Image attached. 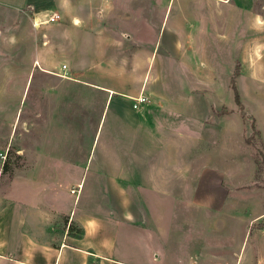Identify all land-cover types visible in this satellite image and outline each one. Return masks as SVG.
Returning a JSON list of instances; mask_svg holds the SVG:
<instances>
[{"label": "rangeland", "instance_id": "rangeland-1", "mask_svg": "<svg viewBox=\"0 0 264 264\" xmlns=\"http://www.w3.org/2000/svg\"><path fill=\"white\" fill-rule=\"evenodd\" d=\"M128 1L131 7L142 4L149 8L150 28L161 29L164 24L166 30L163 26L160 32H150L143 44L135 37L126 40L127 47L154 49L153 38L158 37L159 53L176 57L161 62L158 53L147 88L140 89L149 96L150 105L137 109L131 107V99L137 95L139 73L146 65L123 63L117 57L120 45L111 47L110 52L119 60L103 67L110 70L107 76L113 87L135 94L120 92L106 101V95L89 83H71L68 96H62L67 85L59 76L65 77L66 72L51 64L65 65L67 72L90 73L93 64L81 62L79 48L69 52V59L64 54L66 48L61 53L62 33L68 22L61 10L97 11V6L89 5L91 0H0V208L6 205L8 218L12 208L8 202L32 199L33 123L41 124L40 134L45 129L42 122H49L41 136L37 135L36 144L41 171L47 172L38 184L47 188L40 192L42 197L64 203L75 198L74 208L84 204L92 211L95 205L106 204L104 213L108 214V202L134 199L143 206L138 209L144 211L142 219L145 216L149 221L151 235L159 231L157 228L183 233L185 237L168 239L175 246L182 241L183 247L196 241L197 247L203 248L207 241L213 264H236L240 259V264H264V0ZM54 11L61 15L59 21L33 27L35 19ZM130 33L135 34L133 30ZM173 42L183 46L178 57L169 45ZM40 47L47 52L41 66L64 75L47 73L34 65ZM124 69L132 71L124 74ZM81 74L79 78L84 77ZM232 85L237 89V100ZM164 89L169 92L168 104L183 108L179 119L184 166L175 169L180 186L175 185L174 191H112L108 176L115 166L126 173L125 162L135 156L147 154L144 161L148 162L158 152L178 155L177 144L164 141L166 137L174 140L176 129L159 127L145 111L158 102L151 90ZM158 115L160 122H178L176 116ZM183 122H196L192 127L196 130L188 136ZM206 151L210 155L203 158ZM46 154L48 160L42 158ZM67 163L84 172L80 185L79 178L71 180ZM202 163L206 164L204 171L200 170ZM117 178L125 184L132 176L122 173ZM173 197L179 204L168 206ZM187 201L198 205L188 206ZM163 203L168 207L162 208ZM125 209L117 205L115 211L122 215ZM164 210L168 221L157 225ZM26 214L30 216L32 211ZM165 250H169L167 245Z\"/></svg>", "mask_w": 264, "mask_h": 264}, {"label": "crops", "instance_id": "crops-1", "mask_svg": "<svg viewBox=\"0 0 264 264\" xmlns=\"http://www.w3.org/2000/svg\"><path fill=\"white\" fill-rule=\"evenodd\" d=\"M91 2L92 3L89 5L97 6V11H78L76 13L74 11H66L64 8L61 10L65 20L68 21L62 33L61 53L66 48L64 54H66V57L69 59L72 55V53L69 54V52L72 50L75 51L76 49L78 50V48L81 49L82 58L80 56L78 57H80L82 63L92 62L93 72H83L81 70L67 72L66 67L63 68L62 65L55 66L51 64V67L66 72V76L64 77L59 76L64 75L60 72H56L58 73L56 74L53 71L44 69L40 64L46 61L45 56L47 52H45L44 47H40L42 50L35 59L38 64L34 62V65L39 66L40 70L44 72H52L59 77H63V81H66L64 83L67 87L63 86V91L66 93L63 92L62 96H68V87L71 83H89L93 87L92 89L106 95V101L107 98H112L114 94L120 92L121 94L130 96L135 93L127 91L122 87H113V84L108 81L110 80L108 79L110 76H107L110 70L103 67L105 63H113L115 60H119L115 59V56L112 57V53L110 52H112L111 47H118L120 45L122 51L117 54V57H120L123 63L133 62V64L144 63L146 65H143L145 68L139 73L138 78L141 79V82L138 84L136 91L138 94L141 91V87L142 89L143 86L147 88L153 63L157 59L159 53V43H157L158 37L153 38L154 49H144L143 47L129 49L127 44H125L126 40L131 41V39L135 37L141 40L139 42L140 44H143V41L148 40L147 35L150 34V32L162 31L164 24L161 26L162 28L160 27L161 29H159V26L157 28L153 25L150 28L148 17L149 8L144 7L142 4L138 7H131V3L127 5V2H129L128 0H91ZM164 16L165 13L161 22H164ZM157 23L159 22L157 21ZM159 24L161 25V23ZM155 25L157 26L156 23ZM131 30L135 32L134 35L130 33ZM164 30H166V25L164 26ZM172 30L174 31L175 29ZM49 39H51V36ZM122 40L125 42L121 43ZM176 42L169 45L173 47L172 53L176 52V56L178 57L181 54L180 52H182L181 47L183 46H181V44L178 45L179 42ZM36 48H39V46ZM90 49L92 50L91 54L89 52ZM165 52L167 55L170 53V51L167 50ZM64 54L62 56H64ZM159 54H161V62L168 63V58H176L173 56L168 57L162 53ZM77 55L79 54L77 53ZM174 62H176V60H174ZM97 68H99L98 71H96ZM123 71L124 74H126L132 70L127 71L124 69ZM79 72L82 73L81 76L84 77L79 78ZM37 75L42 76L43 74L38 73ZM33 77H35L36 80V75ZM125 79L126 77L124 75L123 81H125ZM151 92L156 96L158 102L152 104L155 105L152 106V108L149 107L145 110L146 115L149 114L153 117L161 128H169L170 130V127H172L176 129L177 137L174 140L166 137L164 141L176 143V148L179 150L178 155L174 153L171 156L168 152H158V154H154V157L148 160V162L144 161L147 154H145V156H135L133 157L134 160H127L125 162L126 173L125 171H120V168L117 170V166H115V169H112V174L108 176L109 179L112 178L108 182V188L112 191H174L175 185H178V187L180 186V180L178 179V182L175 181L177 180L175 176L179 175L175 169H181L184 166V163L181 161V153L183 152L180 150L182 134L179 119L181 117L179 111L183 108L181 106L179 109V105L172 104L171 102L168 104L169 99L167 96L169 92L166 89L156 93L152 90ZM163 101H165L166 104H163ZM149 105L150 104H148V106ZM158 114H167L171 119L173 116H176L178 122H160L158 118L160 116ZM43 123V128L46 130L49 122H42V124ZM186 123L183 122L182 124H184V126L182 125V127L187 128V135L189 136L196 130L192 127H195L197 124L196 122ZM33 124V131L36 134L32 136V141L34 143L32 146V199L25 203L16 201L20 202L19 204L14 203L15 201L13 203L8 202V205L12 206L8 218L5 217V211H7L6 205H1L0 264H189L191 258L196 259V264H213L211 260L212 257L209 255L207 249V241L203 245V248H198L196 241L192 243V246L183 247L181 244L182 241L180 240L177 242L175 241L176 244H178L177 246H175L172 241L168 240L176 239L177 236L179 238L185 237L183 233L180 235V233L174 231L170 233L165 232L164 229L160 230L157 228L159 231L151 235L148 226L149 221H146L145 216L144 219H142V213L144 211L138 209L143 206L139 202L136 204L134 199H130L129 201L124 199L125 201L123 200L119 204L118 202H108L110 209L108 214L104 213L106 204L95 205L96 207L92 211V209H89L84 204L79 205V203H77V205H79L80 208H74L76 203L75 198L73 201L67 200V202L64 203L54 198L47 199L44 198V196L42 197L40 192L47 188L42 185L38 186V184L42 182L43 176H47V172L41 171L42 167H40V165H42V161L39 158L41 155L38 154L40 151L37 150L36 144L38 141L37 135L40 137L44 130L40 134H37V131H40L38 129L41 124L39 122H34ZM165 135L166 134H164V136ZM43 139L44 138H40V140ZM209 155L210 153L206 151V154L202 157L204 158ZM46 156L48 155L46 154L42 158ZM45 160L48 159L45 158ZM136 160L139 161L136 162ZM69 163H67V167L70 171V178L71 180L79 178L78 184L80 185L84 172L76 171V165L74 163ZM115 164L117 165V162ZM204 165L206 164L202 163L203 168L200 170L204 171ZM189 167L190 165L188 164V168ZM170 170L174 172L173 174L171 171L172 178L169 174ZM121 172L124 173V175H131L132 179L125 184H122L124 182L121 181L118 182L117 176L121 175ZM114 173H119V175L113 177ZM221 175H223V173ZM188 186V189L192 188L190 185ZM52 197H54V195ZM170 197H172V195H170ZM143 201H145L144 206H146L147 199ZM167 203L168 206H175L176 203L179 204V200L173 197L172 202ZM186 204L194 207L198 205L196 203L191 204L190 201H187ZM117 205L126 208L124 214L120 215L118 211H115ZM160 205L162 208L168 207L165 206L164 203ZM26 211H32V214L27 216ZM165 213L164 210L160 222L156 223L157 225H164L165 221H168L166 220L168 214ZM156 219H158V217ZM71 224L73 226L70 231ZM166 245L169 250H165ZM240 261L236 264H240ZM217 264L226 263L217 261Z\"/></svg>", "mask_w": 264, "mask_h": 264}, {"label": "built area", "instance_id": "built-area-1", "mask_svg": "<svg viewBox=\"0 0 264 264\" xmlns=\"http://www.w3.org/2000/svg\"><path fill=\"white\" fill-rule=\"evenodd\" d=\"M60 19H61V15L54 11V12L45 14L44 18L39 21H36L35 19L32 24H33V27L37 28L38 25L57 22ZM35 64H38V63L35 61ZM62 67L65 68V65H63ZM131 100H132L131 107L133 109H137L143 105H148L151 101L149 96L146 95L142 90L136 96H133ZM189 264H196V261H191Z\"/></svg>", "mask_w": 264, "mask_h": 264}, {"label": "trees", "instance_id": "trees-1", "mask_svg": "<svg viewBox=\"0 0 264 264\" xmlns=\"http://www.w3.org/2000/svg\"><path fill=\"white\" fill-rule=\"evenodd\" d=\"M232 88H233V90H234L235 97H236V100H237V98H238V97H237V91H236L237 89L235 88V86H234V85H232ZM256 163H257V162H256Z\"/></svg>", "mask_w": 264, "mask_h": 264}]
</instances>
